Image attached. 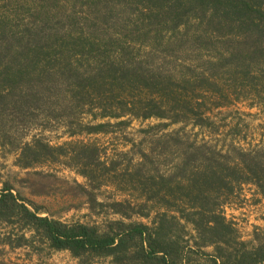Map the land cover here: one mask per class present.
<instances>
[{"label":"rangeland","instance_id":"1","mask_svg":"<svg viewBox=\"0 0 264 264\" xmlns=\"http://www.w3.org/2000/svg\"><path fill=\"white\" fill-rule=\"evenodd\" d=\"M141 1L0 0V86L12 72L41 91L0 115V188L67 223H142L183 264H236L264 247V177L248 169L264 166V54ZM39 40L46 57L24 54ZM20 227L0 222V264H143L134 248L16 245Z\"/></svg>","mask_w":264,"mask_h":264},{"label":"trees","instance_id":"2","mask_svg":"<svg viewBox=\"0 0 264 264\" xmlns=\"http://www.w3.org/2000/svg\"><path fill=\"white\" fill-rule=\"evenodd\" d=\"M141 4L145 7L146 17L161 18L164 24L171 22L172 29L186 22L191 16L200 20L204 18L205 24H213L226 39L231 40L233 36L238 44L252 47V55L264 54V0H142ZM159 29L156 31L157 35L162 31V28ZM10 48V41L8 46L0 47V67L2 66L3 69L10 68L5 61ZM45 48L44 45L41 46L39 40L35 47H29L24 54L28 55L37 50V54L46 57L48 53ZM20 75L11 72L9 76H5L8 81L0 87H7L9 92L7 89H0V115L6 111L7 101L24 106L30 103L34 105L39 100L41 91L37 88H34L35 91L23 89L17 80ZM26 76L31 80L35 78L30 74ZM37 150L47 152L49 149L43 145ZM249 159V171L255 176L259 177L261 174L264 177V166L260 164L261 162L256 160L255 156ZM24 201L9 187L0 188V222L11 226L18 223L21 226L16 233V245L23 244V241L30 244L31 238L39 236L44 246L60 250L67 249L74 256L87 252H90L89 255L111 252L127 254L134 248L137 258L143 264H183V258L177 246L170 245V248L164 246L159 238L152 235L148 227L142 223L129 225L116 223L118 227L110 225L108 230L101 231L95 226L79 222L67 223L41 216L37 209H30ZM12 232L11 229L6 233L5 242L13 246L10 239ZM252 252L247 259H242L236 264H263L264 247L260 245ZM218 256L223 258L221 254ZM229 257L231 256H226L228 261ZM213 262L216 263V259H213ZM221 263L225 264V260Z\"/></svg>","mask_w":264,"mask_h":264}]
</instances>
